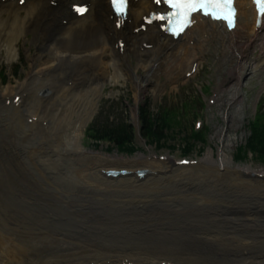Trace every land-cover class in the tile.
<instances>
[{
  "label": "bare ground",
  "instance_id": "6f19581e",
  "mask_svg": "<svg viewBox=\"0 0 264 264\" xmlns=\"http://www.w3.org/2000/svg\"><path fill=\"white\" fill-rule=\"evenodd\" d=\"M78 1L90 6L82 18L74 17L69 9ZM235 7L237 20L232 32L221 23L202 20L173 41L163 36L155 25L134 33L142 25V17L154 10L149 0L131 2L128 19L119 30L115 27V19H110L107 0H26L22 7L16 2H0V50L6 58L13 61L18 56L20 42L37 48L25 78L14 86L10 82L0 92V264H118L121 260L137 262L135 264L144 260L148 264H196L197 255L214 250V254L204 256L199 264H217L221 260H244V264H253L251 253L243 252L249 249L247 242L234 250L239 256L230 248L213 243L216 232L242 234L244 230L263 227L257 223L248 224L247 220L229 218L237 221L233 223L213 219L215 213L231 215V206L236 199L242 198L240 195L264 196L262 181L242 176L254 174L251 170L233 168L224 152L216 159L209 152L197 166L194 165L195 168L179 169L170 162L165 165L156 162L154 156L151 160L143 155L131 160L104 157L98 152L87 151L81 142L84 127L91 119L105 83L126 78L137 93L149 89L157 92V80L161 75L172 82L180 72L185 78L194 74L209 44L216 45L214 48L221 52L222 74L228 73L230 80L241 83L249 77L244 65L252 54L251 48L260 43L263 52L255 68L264 71V18L257 28L250 0H236ZM29 36L32 37L30 42ZM118 40L124 44L122 49L117 47ZM234 98L237 99L236 92ZM232 114H227L229 126ZM108 170H126L130 174L108 179L103 175ZM137 170L147 172L143 180L138 177ZM101 186L103 192L113 196L143 192L138 199L134 197L136 200L130 206H140L137 212L147 211L158 221L168 223V230L180 233L173 236L166 232L156 233L155 248L166 253L135 257L137 246V249L128 250H82L76 246L71 249L60 238L57 228L51 230L41 225V221L51 217L43 210V198L49 197V191L54 196L71 188L81 202L92 205L101 195L96 191ZM244 187H249L250 191H239ZM106 205L100 206L102 214H111L122 206L114 204L106 209ZM77 214L72 213L70 217L75 218ZM93 216L97 215L93 213ZM69 220L62 225L72 226L74 222ZM220 224L231 227L223 229ZM77 225L95 226L92 222ZM153 228L155 225H148L146 231ZM254 237L248 232L244 238L254 240ZM143 243L149 241L142 242V248ZM180 246L191 249L189 253L195 255L178 257Z\"/></svg>",
  "mask_w": 264,
  "mask_h": 264
},
{
  "label": "rangeland",
  "instance_id": "374dc122",
  "mask_svg": "<svg viewBox=\"0 0 264 264\" xmlns=\"http://www.w3.org/2000/svg\"><path fill=\"white\" fill-rule=\"evenodd\" d=\"M31 38H32L31 36L28 37L29 42ZM215 46L216 45L213 44L208 45V52L206 56L203 59H201V61H199L197 70L190 77L185 78L183 72L179 71L180 73H178L175 76V79L171 82L170 80L168 81L165 78V76L161 75L159 80H157L158 81L157 85L159 86L157 92H153L151 89H149L146 90L145 92L137 93L134 89L132 82L126 78L105 83L100 93V98L96 103V107L95 110L93 111L91 119L87 122L86 126L84 127L85 130H83V137L81 139L82 146L87 151L98 152L104 157H115L119 159L131 160L138 157L139 155H143L147 159H150L152 158V156H154L156 162H161L164 165L168 164L170 159L172 160L173 162L172 165L174 167H177L179 161L182 159H185L189 162L191 161V162L200 163V161L209 152L212 153L214 159L217 158V155H219L220 152H224V154L231 159L233 168L241 171L251 170L252 173L254 174L263 175L264 167L258 164L257 162H255L254 159L250 158L242 162H236L234 160L237 150L245 145V142L250 135L249 121H251L255 117V113L256 111H258V109H260V107L261 108L264 107V71H258L255 68L257 61H259L257 60V58L261 57V54L263 52L262 47L260 46V43H256L251 48L252 54L247 59L244 65L245 73L249 75V77H247V80L242 79V82L238 83L230 80L228 78L229 77L228 73L222 74L221 69L223 67L219 63L221 59V52L218 49H215L214 48ZM36 50L37 48L35 46H31L29 43L24 44L23 42H20L18 46V56L13 61H9L6 58L5 53L0 50V92L3 89H5L10 82L11 85L14 86L16 85V83L22 81L25 78L27 71L29 69L28 68L29 64L32 63L31 57L36 54ZM134 64H135V60L133 61L132 65ZM235 92L237 93V99L234 98ZM186 102H190L188 109L190 110V108H192L189 114L185 113L187 111V108L185 107ZM143 108L148 109L149 113H152L153 116H156L159 113L161 114L163 110L168 111L170 113L180 114L181 117L185 120V124L183 125L187 126L188 133L191 132L192 134L194 133L199 135L201 132L205 131L206 133L205 144L200 143L198 146L203 149L200 150L199 148H196L194 153L190 154L189 156H182L181 152L177 150L171 152H168L166 150H158L155 145L150 144L149 141L141 137L142 127L138 123V118H139V113H141L140 110ZM229 112L233 113L232 114L233 120L230 126L228 125V118H227V114ZM107 116L110 119L109 121H112L115 118L118 120H122L133 127L134 130L133 132L136 136L134 142V146H135L134 149H136L137 152L135 154L129 156L127 154L118 153L117 150L114 149L112 145L106 142H96L90 138L91 134L88 133L89 128L97 122L101 123ZM139 122H140V118H139ZM170 145L174 146L173 143H170ZM163 157L164 160L160 161L159 158H163ZM196 166L193 165L190 167L195 168ZM186 167L188 168V166ZM177 168L185 169V167L182 168L177 167ZM262 182L264 184V181ZM251 183L252 185L255 184L254 182ZM226 186L230 187L229 185ZM99 189H96V191L100 192L101 195L99 198H95L96 203H94L95 201H93L92 205L84 204L83 202H81L79 198L71 192V188H67L68 191H66L65 189L63 193L60 192L59 194L54 196L53 193H51L50 191L49 193H47L48 191L47 190L46 193L50 194L51 196L48 195L50 197L49 198L45 195V197L43 198V206H44L43 210L48 211V213L51 215L50 217L51 220L49 218L50 221L49 220H45L43 222L41 221V225H43L44 228L47 229L49 228L51 230H56L57 228L60 234L59 235L60 238H62V240H64L65 243L71 249H74L75 246L81 248L82 250H87V249L112 250L114 248L117 250H128V249L138 248L137 250H135L136 251L135 257L137 256L148 257L151 254H155L159 252L166 253V251L163 249H156L155 244L156 242H158L157 239L158 235L156 233L166 232L172 234L173 236L174 232L167 229L168 223L167 224L163 223L161 222V220L158 221V219L155 216H153L151 213L147 211L140 209V213L137 212L140 206H136V205L130 206L133 203V201H135L136 199H138L140 195H142L143 192L141 190L134 192L135 196L131 194H125V195L121 194L119 196L118 195L113 196L112 194L106 193V191L103 192L101 190L103 189L102 186L99 187ZM217 190L224 192L223 189L220 188H217ZM245 190L250 191L249 187H244L242 188V190L240 189L239 191H245ZM240 196H242V198L236 199L235 200L236 203L233 204V206H231L233 208L230 211L231 215L223 214L222 216H219L217 213H215L213 219L224 220L226 222L230 221L233 223H236L237 221H231L229 220V218H234L237 219L238 221L247 220L248 224H252L254 226L257 223V225L259 226L262 225L264 227V196L262 195L263 197L261 196L254 197V196H245V194ZM134 197H136V199ZM74 199L76 202L73 201ZM55 202L60 204L58 205ZM50 203L52 204L50 205ZM104 203L107 204L105 206L106 209H110L120 203L122 206L117 208V210L112 212L111 214H102L101 212L102 207L100 206H104L105 205ZM46 206H48L49 209ZM90 206H93L94 208L89 209L88 207ZM56 210L58 211V213H60L59 215ZM54 213L56 214V216ZM72 213H78L77 214L78 216L75 217L76 219L70 217ZM93 213L94 215L97 216L96 217L93 216ZM41 214H43V212ZM66 214L68 217L64 216ZM58 218L59 220H64V221L58 222L59 221ZM67 219L68 220L70 219L69 222L72 221L74 222V224L69 227L63 226L62 224L64 222H67L68 221ZM140 220L141 222H139ZM153 220L155 221L157 220L159 222V225L156 224L158 223L157 221L155 222ZM33 221H35V219H33ZM89 222H92V224H94L95 226L82 227L80 225H77V224H85ZM97 222H99V224ZM148 225L150 226L155 225V228L146 231V226ZM219 227L223 229H227L230 228L231 226L220 224ZM263 227H260V230L256 229L255 227L253 228L254 230L250 228L249 231H244V233L242 234L239 233L225 234V232H216V234L213 233V235L216 236V240L213 243L221 244L225 247L230 248L231 251H234V250H238L241 247L240 244L247 242V244L249 245V249H244L243 252L247 253L246 250H248V252L251 253L250 256L253 264H264V228ZM58 228H60L61 230ZM204 228H210V227H204ZM73 231L75 232V234ZM83 232L85 233L86 236L84 235ZM248 232H250L251 236L254 235L256 238L254 237L255 238L254 240H248L244 238L246 233ZM78 234L79 235L81 234L80 235L81 237ZM99 235H101V237ZM176 235H180V233L176 232ZM226 235H231V236L226 237ZM144 241L147 242L149 241L150 244L143 243L144 248H142L140 244ZM223 242H225L226 244L224 245ZM83 245L85 246L87 245V246L85 247ZM214 248L217 249L218 247L214 245ZM168 249L174 251L173 249L170 248ZM152 250H158V251H152ZM178 250L179 251L176 253L178 257H180V255L182 256L195 255V254H190L188 250L191 249H188L185 246L184 247L180 246ZM214 251L207 253L205 252L206 254L200 253V255H197L198 258H196V264H199L201 260L205 258L204 256L208 257L210 253L214 254ZM220 251L222 254L223 253L222 249H220ZM167 253H169V251H167ZM233 253H235V255L238 256L240 255L237 254L235 251ZM169 254L172 253L170 252ZM144 263H147V261H145ZM217 264H244V260H236V261L221 260Z\"/></svg>",
  "mask_w": 264,
  "mask_h": 264
},
{
  "label": "trees",
  "instance_id": "16d2710c",
  "mask_svg": "<svg viewBox=\"0 0 264 264\" xmlns=\"http://www.w3.org/2000/svg\"><path fill=\"white\" fill-rule=\"evenodd\" d=\"M189 103H185L186 114L192 110V108L188 109ZM140 112L141 137L155 145L158 150L168 152L177 150L182 156H189L196 148L203 149L198 146L200 143L205 144V131L199 135L188 133L187 126L183 125L185 120L180 114L163 110L161 114L159 113L160 115L153 116L146 108L141 109ZM109 120L107 116L101 123L97 122L91 126L88 131L91 134L90 138L96 142L112 145L118 153L129 156L135 154L137 151L134 149L136 138L133 127L122 120L115 118L112 121ZM249 129L250 135L245 145L237 150L234 160L242 162L251 158L264 167V107H260L255 117L249 121Z\"/></svg>",
  "mask_w": 264,
  "mask_h": 264
},
{
  "label": "snow or ice",
  "instance_id": "6c2138e0",
  "mask_svg": "<svg viewBox=\"0 0 264 264\" xmlns=\"http://www.w3.org/2000/svg\"><path fill=\"white\" fill-rule=\"evenodd\" d=\"M23 2V0H21ZM170 7L176 9L174 15L181 20L180 27L190 23L191 14L196 11H204L205 15H210L213 19H223L234 26L235 11L233 8V0H167ZM118 5L117 10L123 6V0H114ZM257 5L258 13L264 17V0H254ZM163 19V18H161Z\"/></svg>",
  "mask_w": 264,
  "mask_h": 264
},
{
  "label": "water",
  "instance_id": "95a60500",
  "mask_svg": "<svg viewBox=\"0 0 264 264\" xmlns=\"http://www.w3.org/2000/svg\"><path fill=\"white\" fill-rule=\"evenodd\" d=\"M244 177H249V178H253V176H247V175H244ZM264 228V227H263ZM244 231H249V230H244ZM243 231V233H244ZM174 233H176L177 231H173Z\"/></svg>",
  "mask_w": 264,
  "mask_h": 264
}]
</instances>
